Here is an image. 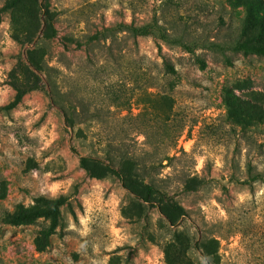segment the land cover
Instances as JSON below:
<instances>
[{
    "label": "rangeland",
    "instance_id": "1",
    "mask_svg": "<svg viewBox=\"0 0 264 264\" xmlns=\"http://www.w3.org/2000/svg\"><path fill=\"white\" fill-rule=\"evenodd\" d=\"M229 92L264 105V0H0V264H264Z\"/></svg>",
    "mask_w": 264,
    "mask_h": 264
},
{
    "label": "trees",
    "instance_id": "2",
    "mask_svg": "<svg viewBox=\"0 0 264 264\" xmlns=\"http://www.w3.org/2000/svg\"><path fill=\"white\" fill-rule=\"evenodd\" d=\"M171 71H175V68L173 66L170 67ZM229 98L231 101H233L236 106L238 107L239 110H244V111H259L261 113V115L264 117V105H263V101H259L257 100V96L255 93H250L249 94V99H242L240 98V96H238L237 94H234L233 92H229L228 93ZM82 160L84 161L85 164V157L82 158ZM116 171L118 172V174L121 176V178L127 182L128 178L127 176L122 173L121 171H119V169H116ZM194 177V178H193ZM192 179L196 180L197 176H193ZM150 187V186H148ZM189 187V186H188ZM134 193L138 194L139 196H141L142 198L148 200L149 199V195L151 193L150 189L147 191L146 194H144L142 192V190H137L134 189L133 190ZM160 194H162L163 192H159ZM44 212L35 210L34 208H29L27 210H23V211H19L15 214H13V216L11 217V222L13 224L19 225V224H23V223H30L35 221V219L38 216H42L44 215Z\"/></svg>",
    "mask_w": 264,
    "mask_h": 264
}]
</instances>
